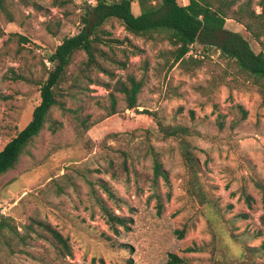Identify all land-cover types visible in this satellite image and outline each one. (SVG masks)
Masks as SVG:
<instances>
[{
	"label": "rangeland",
	"instance_id": "1",
	"mask_svg": "<svg viewBox=\"0 0 264 264\" xmlns=\"http://www.w3.org/2000/svg\"><path fill=\"white\" fill-rule=\"evenodd\" d=\"M85 1L8 0L11 16L0 9V32L31 41L0 42V150L31 121L40 102L37 81L45 75L44 63L50 67L46 57L80 30ZM133 11L140 13L138 1ZM225 27L241 33L256 52L263 49L235 19L228 18ZM106 28L113 37L130 38L142 52L128 53L126 69L111 66L113 78L93 71L98 82L84 92L74 89L69 110L54 108L17 166L0 176V212L28 235L27 242L12 232L0 237V263L171 264L177 255L183 259L179 264H264L262 250L242 257L245 246H264L263 193L256 185L264 181V97L258 87L229 74L214 47L195 43L187 58L201 65L194 60L174 65L175 46L168 40L135 36L116 20ZM116 53L126 59L122 50ZM85 60V52H78L69 75ZM15 73L37 81L16 79ZM129 74L143 81L140 106L127 109L115 90L113 113L110 93ZM238 105L248 112L245 119ZM159 121L188 128L195 166L181 137H167ZM156 156L168 176L159 183L161 211L153 196ZM245 193L253 197L251 206ZM97 196L128 217L129 226L111 229ZM33 219L68 237L72 254L60 256L27 228Z\"/></svg>",
	"mask_w": 264,
	"mask_h": 264
},
{
	"label": "trees",
	"instance_id": "2",
	"mask_svg": "<svg viewBox=\"0 0 264 264\" xmlns=\"http://www.w3.org/2000/svg\"><path fill=\"white\" fill-rule=\"evenodd\" d=\"M135 1H138L140 5L139 14L133 11ZM84 4L80 30L74 35L65 36L56 49L48 54L46 59L50 67L44 63L46 70L44 77L37 81L27 75L15 73L16 79L37 81V85L40 86V102L34 109L31 121L0 150V176L17 166L26 148L44 129L54 108L69 110L67 97L76 98L75 91L84 92L90 85L98 82L92 74L93 71L113 78L115 72L111 66L126 69L128 53L142 52V49L133 44L130 38L113 37L106 26L114 20L135 36L149 40H168L175 46L171 51L174 65L178 63L183 65L188 60H194L195 66L201 65L202 61L194 59L192 55L187 58L195 43L216 48L225 59L229 74L236 79L242 77L246 82L253 83L264 97V0H189L188 4H182L179 0H86ZM256 6L260 7V11H257ZM0 9L11 16L8 0H0ZM228 18H233L244 25L251 36L262 44L263 49L256 52L241 33L228 30L225 27ZM4 37L8 40L16 38L20 44L31 42L27 36L20 33L5 35L0 32V42ZM105 46L109 50H106ZM117 48L122 50L126 59L117 55ZM80 51L85 52L86 60L81 63L77 72L69 75L73 58ZM142 87L143 81L134 74H129L126 81L119 79L115 89L110 93L112 112H116L118 103L115 90L124 95L127 109L138 110ZM238 107L242 112V119H245L248 112L241 105ZM143 112L152 114L148 109ZM159 127L167 137H181L186 150L185 156L195 166L196 160L191 154L190 143L186 139L189 133L188 128L181 125L165 126L161 121H159ZM161 178L168 179V176L162 161L156 156L152 185L153 196L157 198L160 211L164 206L159 190ZM256 185L263 193L264 202V181L256 180ZM104 189L110 198H116L115 192L108 185H104ZM96 198L111 229L118 231L119 226H129L128 217L117 214L103 197ZM245 199L251 206L253 197L245 193ZM260 220L264 225V214ZM27 228L33 230L40 238L49 241L60 256L72 254L68 237L51 223L33 219ZM6 232L19 234L21 240L27 242L28 235L18 231L13 217L0 212V237H4ZM11 249L13 252H19V249L13 247ZM259 250H262L264 254V246L259 249L245 246L242 257L251 258L250 253L260 252ZM172 257L171 264L183 262V259L177 255Z\"/></svg>",
	"mask_w": 264,
	"mask_h": 264
}]
</instances>
